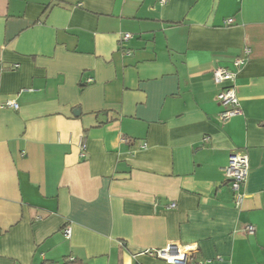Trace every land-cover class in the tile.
I'll list each match as a JSON object with an SVG mask.
<instances>
[{"label":"crops","instance_id":"crops-1","mask_svg":"<svg viewBox=\"0 0 264 264\" xmlns=\"http://www.w3.org/2000/svg\"><path fill=\"white\" fill-rule=\"evenodd\" d=\"M228 84L242 112L223 120ZM7 99L0 264H172L146 253L168 243L264 264V0H0Z\"/></svg>","mask_w":264,"mask_h":264},{"label":"built area","instance_id":"built-area-1","mask_svg":"<svg viewBox=\"0 0 264 264\" xmlns=\"http://www.w3.org/2000/svg\"><path fill=\"white\" fill-rule=\"evenodd\" d=\"M163 3L164 0H161ZM232 18H228L227 22L230 23ZM131 37L130 33H124L123 38L127 39ZM234 65L240 66L243 63V59L237 57L234 59ZM213 80L216 84H223L225 82H231L234 79V73L222 66L216 67L212 70ZM216 100L222 107L218 116L220 119L226 120L234 116L241 114V108L239 106V99L237 97L235 87L233 84H228L222 86L216 94ZM1 107H8L13 110L18 108V103L14 99H7L2 104ZM126 141V138H122ZM248 156L243 151L232 152L228 157V163L225 168V175L230 180V188L233 196V203L236 207L240 206L242 200L245 197L242 191V185L245 182L248 175ZM175 203L172 202L170 207H174ZM255 231V227L252 224L245 226V232L252 234ZM63 235L68 238L70 236L69 227H65L63 230ZM193 250V246H182L175 243H168L165 247L159 249L146 250V253L150 255L162 258L167 263L172 264H205L204 261H190L189 254Z\"/></svg>","mask_w":264,"mask_h":264}]
</instances>
